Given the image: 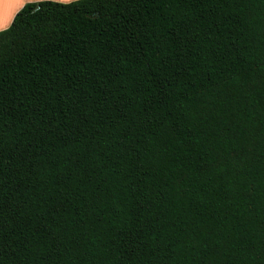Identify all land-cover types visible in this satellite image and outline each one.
Instances as JSON below:
<instances>
[{
	"label": "trees",
	"instance_id": "16d2710c",
	"mask_svg": "<svg viewBox=\"0 0 264 264\" xmlns=\"http://www.w3.org/2000/svg\"><path fill=\"white\" fill-rule=\"evenodd\" d=\"M0 264H264V0L26 2Z\"/></svg>",
	"mask_w": 264,
	"mask_h": 264
},
{
	"label": "crops",
	"instance_id": "0c3cea01",
	"mask_svg": "<svg viewBox=\"0 0 264 264\" xmlns=\"http://www.w3.org/2000/svg\"><path fill=\"white\" fill-rule=\"evenodd\" d=\"M38 0H0V30L6 28L12 21L16 12L26 3ZM69 2L72 0H55Z\"/></svg>",
	"mask_w": 264,
	"mask_h": 264
}]
</instances>
